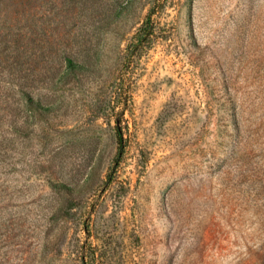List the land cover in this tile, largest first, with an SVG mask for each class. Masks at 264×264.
<instances>
[{
    "label": "rangeland",
    "instance_id": "1",
    "mask_svg": "<svg viewBox=\"0 0 264 264\" xmlns=\"http://www.w3.org/2000/svg\"><path fill=\"white\" fill-rule=\"evenodd\" d=\"M0 264H264V0H0Z\"/></svg>",
    "mask_w": 264,
    "mask_h": 264
},
{
    "label": "trees",
    "instance_id": "2",
    "mask_svg": "<svg viewBox=\"0 0 264 264\" xmlns=\"http://www.w3.org/2000/svg\"><path fill=\"white\" fill-rule=\"evenodd\" d=\"M118 130H119V129H118ZM118 139H119V142H120V143H119V149H120V145H122V144H121L122 137H121L120 133H119Z\"/></svg>",
    "mask_w": 264,
    "mask_h": 264
}]
</instances>
